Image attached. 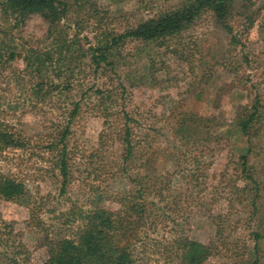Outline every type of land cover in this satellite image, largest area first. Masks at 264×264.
<instances>
[{
	"label": "rangeland",
	"instance_id": "obj_1",
	"mask_svg": "<svg viewBox=\"0 0 264 264\" xmlns=\"http://www.w3.org/2000/svg\"><path fill=\"white\" fill-rule=\"evenodd\" d=\"M62 1L55 23L0 4V117L26 138L0 169L28 186L0 197V264H44L47 238H73L88 211L137 196L132 176L147 188L137 264H179L186 238L210 246L203 264H264V0L238 3L232 30L205 12L162 43L127 37L108 63L95 48L191 0ZM76 103L64 186L60 133ZM125 112L141 153L130 166Z\"/></svg>",
	"mask_w": 264,
	"mask_h": 264
},
{
	"label": "trees",
	"instance_id": "obj_2",
	"mask_svg": "<svg viewBox=\"0 0 264 264\" xmlns=\"http://www.w3.org/2000/svg\"><path fill=\"white\" fill-rule=\"evenodd\" d=\"M241 1L243 0H191L181 8L158 18L149 19L126 33L114 36L109 43L95 48L93 56L98 62L108 63L114 46L127 37L145 42L162 43L167 38L181 33L205 12H211L223 27L232 30L228 18L231 10ZM0 4L20 20H24L30 14L40 13L48 21L55 23L67 12V3L62 0H0ZM10 57H14V54ZM98 92L102 91L98 90ZM79 111L80 103H76L70 112V122L60 133L62 148L58 154V169L64 179V186L70 173L69 152L65 141L70 132V123ZM257 114L259 110L255 107L248 119L239 122L238 126L245 134L249 132L250 124ZM124 115L126 118L125 132L121 136V141L125 146L123 161L129 165L131 162H136L141 157V153L132 138L133 132L129 124L133 120L132 116L128 112ZM25 146L26 138L22 132L14 124L0 117V154L11 148ZM242 160L245 171L247 170V156L243 155ZM128 165L124 168L127 172L131 168ZM131 179L140 185L138 194L134 196L128 193L120 197L119 201L122 206L120 209L90 210L82 216L83 222L75 237H63L58 240L47 238L44 245L47 247L48 256L44 264H137L135 238L139 235V224L145 219L146 207L141 198L147 188H144L143 178L132 176ZM27 193L28 186L24 180L0 169L1 198L11 200L25 196ZM256 236L259 237V233ZM178 245L181 250L178 256L179 264H203L210 248L208 245L189 238L180 240Z\"/></svg>",
	"mask_w": 264,
	"mask_h": 264
}]
</instances>
